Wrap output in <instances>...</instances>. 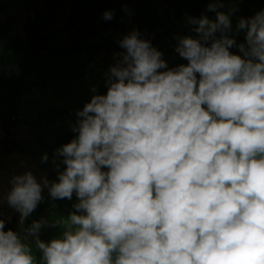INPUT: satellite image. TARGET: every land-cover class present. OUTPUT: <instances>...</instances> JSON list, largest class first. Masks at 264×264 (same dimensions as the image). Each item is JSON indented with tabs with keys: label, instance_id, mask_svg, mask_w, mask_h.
<instances>
[{
	"label": "clouds",
	"instance_id": "1",
	"mask_svg": "<svg viewBox=\"0 0 264 264\" xmlns=\"http://www.w3.org/2000/svg\"><path fill=\"white\" fill-rule=\"evenodd\" d=\"M236 10L187 17L196 35L175 37L187 63L172 68L135 28L116 41L106 92L91 88L54 153L56 179L27 170L0 193L22 228L45 189L75 195L61 235L41 240V218L21 236L0 218V264H264V9L234 29Z\"/></svg>",
	"mask_w": 264,
	"mask_h": 264
},
{
	"label": "rangeland",
	"instance_id": "2",
	"mask_svg": "<svg viewBox=\"0 0 264 264\" xmlns=\"http://www.w3.org/2000/svg\"><path fill=\"white\" fill-rule=\"evenodd\" d=\"M8 2V8L5 12L0 13V26L3 27V38L6 44H0V55L4 57L8 63H16L22 60L27 54V48L24 44L23 24H24V9L23 0H5ZM102 3L97 8V14L102 18L105 11H112L113 18L122 9V5H126L131 15L126 13L129 23L126 28L119 30L120 38L125 32H130L133 28L139 30L143 35L155 37L156 33L163 35L162 40L155 48L163 55L162 58L166 61L169 68L175 67L182 63H187L179 57L174 51L176 44V36L188 35L184 30V22L192 11L198 0H101ZM36 12L43 13L46 11L45 0H31ZM95 0H71L60 4L55 12L54 19L50 25V30L55 34L57 43H61L66 37V31L63 27L67 24L73 28L76 25L71 13L74 7H89ZM117 8V10H116ZM116 10V11H115ZM254 14L251 15V17ZM138 18L137 23L133 19ZM103 19V18H102ZM232 26L235 29L238 21L231 18ZM112 31L109 35H112ZM244 34L241 31L238 35ZM219 35V34H217ZM103 39H90L84 47L77 53L71 56L68 62V67L74 65H84L89 59H93L96 63L99 61L114 60L113 53H106ZM101 46L99 47L98 45ZM119 48L115 52H119ZM235 54H240L238 48L232 51ZM110 66L96 64L94 71L98 75L97 86L99 93L106 92L104 85V76ZM84 86L81 82L67 83L59 91L50 95H40L33 89L31 92L21 98L20 116L25 122L32 121L39 112L55 107H64L74 109L84 98ZM91 95L88 99L90 100ZM76 117L62 118L55 117L50 122H42L40 124L20 125L12 130L14 139L19 142H28L33 154L21 153L17 150L7 149L8 154H2L0 151V193L10 188L9 180L13 175L23 174L24 171L31 170L34 175L39 177L47 175L50 180L56 179V170L52 164L54 151L49 149L53 144L57 135L70 127V122H73ZM3 139V132L0 125V143ZM40 139V140H39ZM47 154L49 159L46 163L41 162V158ZM59 162V160L57 161ZM63 167V165L61 166ZM44 199L49 197L47 189L43 192ZM76 197L72 200L64 199L60 202L53 203L41 216L40 219H46L49 222L48 226L42 227L39 233V238L45 242L54 238H59L63 231L60 225L53 226V223L59 222L61 218H67L69 213L73 211L72 205L76 203ZM8 219L6 230L8 228L13 231L22 229L19 224V214L7 205H0V218ZM29 218V217H28ZM27 218V220H28ZM27 220H25L23 227ZM28 242L35 249L34 241L28 237ZM35 251V250H34ZM39 254V251L36 250Z\"/></svg>",
	"mask_w": 264,
	"mask_h": 264
},
{
	"label": "trees",
	"instance_id": "3",
	"mask_svg": "<svg viewBox=\"0 0 264 264\" xmlns=\"http://www.w3.org/2000/svg\"><path fill=\"white\" fill-rule=\"evenodd\" d=\"M71 0H45L46 11L38 13L35 11L31 0H23L24 24L23 35L24 44L27 48L26 56L16 63H8L0 55V125L3 132V139L0 143L2 154H8L7 149L17 150L21 153L33 154L28 142H19L14 139L13 132L20 125L40 124L50 122L55 117L74 118L75 112L83 108V105L89 101L88 97L92 87L97 86L98 75L94 71V65H108L115 63L112 61H99L96 63L89 59L84 65H74L68 67L71 56L77 54L84 45L90 40L103 39L105 52L113 53L119 49L116 41L120 39L121 29L126 28L129 19L123 8L110 21H105L97 13V8L102 3L101 0H95L89 7H74L71 13L76 25L71 28L70 24L63 27L67 37L57 43L55 34L50 30V25L55 16L57 7ZM73 1V0H72ZM211 2H222L223 7L215 11H209L207 5ZM237 10L230 14V17L238 21L240 18H249L264 9V0H198L188 17L201 18L207 16L209 20H216V12L230 13L233 6ZM8 8V2L0 0V13L5 12ZM117 10V8H116ZM115 10V11H116ZM138 18L133 19L137 23ZM184 30L188 35L195 36L191 31L194 25H189L187 19L184 22ZM112 31V35L109 32ZM3 27L0 26V44H6L2 37ZM128 32H125L127 34ZM144 38L150 39L154 47L162 40V36L156 33L155 37L143 35ZM244 43V34L236 35V45ZM234 45L230 51H235L238 47ZM99 47L101 46L98 45ZM81 82L84 86L83 101L74 109L55 107L43 110L30 122H25L20 116L21 98L27 96L33 89L40 95H50L62 89L67 83ZM75 136L71 128H66L64 132L59 133L50 145L51 151H56L62 145L70 142ZM40 140V139H39ZM64 199L53 200L50 197L45 198L29 216L25 226L18 232L24 235V228H27L33 220H40V216L52 206L53 203L60 202ZM39 258L38 253H36Z\"/></svg>",
	"mask_w": 264,
	"mask_h": 264
}]
</instances>
